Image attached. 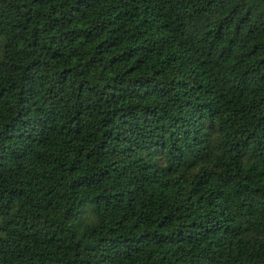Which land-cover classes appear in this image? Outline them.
<instances>
[{
  "label": "trees",
  "instance_id": "trees-1",
  "mask_svg": "<svg viewBox=\"0 0 264 264\" xmlns=\"http://www.w3.org/2000/svg\"><path fill=\"white\" fill-rule=\"evenodd\" d=\"M0 264H264V0H0Z\"/></svg>",
  "mask_w": 264,
  "mask_h": 264
}]
</instances>
